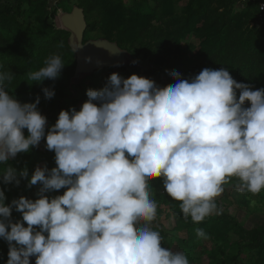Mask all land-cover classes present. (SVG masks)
<instances>
[{
	"label": "clouds",
	"instance_id": "1",
	"mask_svg": "<svg viewBox=\"0 0 264 264\" xmlns=\"http://www.w3.org/2000/svg\"><path fill=\"white\" fill-rule=\"evenodd\" d=\"M64 67L53 55L28 75L36 83L55 81ZM171 78L175 83L158 87L136 74L113 73L102 89L87 90L79 111L62 110L48 126L40 97L21 104L5 89L11 77L0 73V164L42 140L56 164L37 166L30 179L26 167L0 170L5 185L21 179L40 185L35 201L20 197L7 206L0 189L7 264H30V257L35 264H189L184 253L162 247L150 226L158 207L150 181L162 179L183 217L196 224L219 214L217 198L233 179L242 194L264 191V88L252 90L224 68ZM42 92L47 100L55 96L52 88ZM60 189L63 195H45ZM13 208L22 221L12 222Z\"/></svg>",
	"mask_w": 264,
	"mask_h": 264
},
{
	"label": "trees",
	"instance_id": "2",
	"mask_svg": "<svg viewBox=\"0 0 264 264\" xmlns=\"http://www.w3.org/2000/svg\"><path fill=\"white\" fill-rule=\"evenodd\" d=\"M0 1V73L11 77L5 79V89L21 104L34 103L39 96L37 107L47 118L48 126L56 123L62 110L75 108L79 111L78 94L85 102L87 90L102 89L114 71L123 78L128 72L155 83L157 78L159 83L156 85L166 87L175 83L171 78L173 72H179L183 79H191L205 68H224L233 79L250 85L252 90L264 88V27H251L257 13L256 3L252 1L243 3L239 13L246 10L245 19L238 25L228 15L240 0H198L180 17L168 15L166 0H130L129 3L123 0H75L76 6L83 9L86 21L84 41L105 38L127 50L133 59L147 60L150 65L147 70L140 64L130 63L123 69H105L107 73L95 71L82 88H70L75 55L67 43L69 33L54 23L58 10L69 12L71 9L61 5V0ZM213 1L216 7L210 10ZM190 35L196 43L181 46L179 41ZM53 55H59L65 66L60 77L55 81H32L28 74L44 67L45 61ZM45 87L55 92L50 100L44 98L42 89ZM247 107L250 104L247 103ZM24 133L28 135L27 129ZM45 145L46 140H42L29 153H19L6 164H0V170L10 165L19 172L26 167L28 179L38 165H46L51 170L56 167L55 153L46 150ZM28 179H21L19 186L5 185L0 179L6 206L14 199L26 198L39 191V184L28 187ZM235 183L237 181L233 179L224 185L222 198L247 211L252 207L260 208L264 203V191L258 195L242 194L234 187ZM162 184L160 178L150 181V195L158 205L154 222L160 224L156 230L163 238L162 247L184 253L189 264H201L202 258L207 259V264H264V225L245 229L217 201L219 214L196 224L190 217H183L180 202L173 201ZM65 191L60 189L45 195L54 198ZM161 209L164 216L159 214ZM162 217L163 220H157ZM11 219L12 222L22 221V214L13 208ZM168 220L171 229H166L163 223ZM197 229H203L208 238H198ZM231 235L236 238L231 240ZM8 251V243L0 238V264H7Z\"/></svg>",
	"mask_w": 264,
	"mask_h": 264
},
{
	"label": "water",
	"instance_id": "3",
	"mask_svg": "<svg viewBox=\"0 0 264 264\" xmlns=\"http://www.w3.org/2000/svg\"><path fill=\"white\" fill-rule=\"evenodd\" d=\"M59 22L60 29L69 33L67 43L75 55V69L70 78V88L87 80L95 71L122 68L134 61V64H139L127 50L121 49L116 42L105 38H90L84 41L86 21L82 8L74 6L69 12H61ZM86 57H90L91 60L87 61Z\"/></svg>",
	"mask_w": 264,
	"mask_h": 264
},
{
	"label": "rangeland",
	"instance_id": "4",
	"mask_svg": "<svg viewBox=\"0 0 264 264\" xmlns=\"http://www.w3.org/2000/svg\"><path fill=\"white\" fill-rule=\"evenodd\" d=\"M126 3H129L130 0H123ZM196 1L198 0H170V2H168V0H166V5L168 6L169 10V14L168 15H176L178 17L182 16L185 12H187L192 5L196 4ZM165 2V0H164ZM60 4L63 6H66L67 8L72 9L74 6H76V1L75 0H61ZM2 5V2L0 1V6ZM210 10H213L216 7V3L215 1L212 2L211 6H210ZM61 10H58V12ZM240 12V6L238 5V3H236L233 8H232V12L229 13L228 16H231V18L234 19L236 24H241L243 23L244 19H245V12L246 10H243L241 13ZM240 15V16H238ZM29 23H31V20L28 21ZM55 25L57 28H60V22H59V15H57V18L55 19ZM181 46H184L186 44L189 43H196L195 39L193 38L192 35H190L188 38H186L185 40L179 41ZM137 62L140 64V66L144 69H148L149 68V63L147 60H142L141 58L137 59ZM127 66H123L122 68H117V69H123ZM108 69V68H107ZM105 70V69H104ZM103 73H107V71L105 70ZM114 73L118 74V71H114ZM131 75H133L131 72H128L127 77H125L126 79L129 78ZM156 79V84H158V79ZM88 80H84L82 81L77 87L82 88L83 85L87 82ZM159 87V86H158ZM81 89H79L78 91H80ZM84 103V99L82 97L81 94H78V105L81 108L82 104ZM247 107V103L245 105ZM39 167H41L40 165H38ZM163 185V184H162ZM231 188V185L228 186V189ZM165 191V190H164ZM37 192H32L29 195H27V199H31L33 201H35L36 199H38L39 197L37 196ZM217 202L220 203L223 208L225 209V211L231 215L234 219H236L238 221V223L244 227L245 229L249 230L254 226H263L264 225V203L260 206V208H254L252 207L251 210L247 211L244 210L241 207H237L235 204H231L229 201H226L222 198V195L220 197L217 198ZM160 216H164V212H159ZM157 220H163V217L161 219H157ZM166 229H171V223L170 221H165L163 222ZM154 230L159 229L160 224L156 223V222H152V224L150 225ZM233 238H236L235 236L231 235V240H233ZM35 257H30V264H35ZM201 264H207V259L202 258L201 259ZM246 264H248L246 262Z\"/></svg>",
	"mask_w": 264,
	"mask_h": 264
},
{
	"label": "built area",
	"instance_id": "5",
	"mask_svg": "<svg viewBox=\"0 0 264 264\" xmlns=\"http://www.w3.org/2000/svg\"><path fill=\"white\" fill-rule=\"evenodd\" d=\"M247 1H252L256 3L257 7V13H256V18L253 23H251V27L254 26L256 28H261L264 27V0H240L238 5L240 6V10L243 8V3ZM61 11L58 12L57 15H59ZM57 18V16H56Z\"/></svg>",
	"mask_w": 264,
	"mask_h": 264
}]
</instances>
